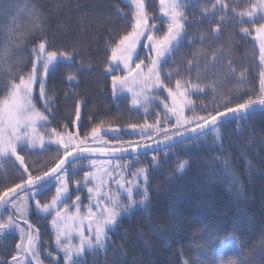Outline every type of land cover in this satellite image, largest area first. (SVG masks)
Here are the masks:
<instances>
[{"label": "trees", "instance_id": "obj_1", "mask_svg": "<svg viewBox=\"0 0 264 264\" xmlns=\"http://www.w3.org/2000/svg\"><path fill=\"white\" fill-rule=\"evenodd\" d=\"M26 0H11V16L16 17V23L21 31H30L28 17L19 13ZM40 6L47 16L45 29L40 35L46 36L49 50L72 51L76 48L75 58L71 63L61 62L50 68L46 91L52 98V112L48 114L47 129L55 127L58 130L67 125L69 131H79L81 136L89 132L100 121L105 122V128L111 126L102 138L115 144L120 141L139 140L138 131L133 134L130 124H143L147 119L153 123L157 112L163 117L164 109L160 101L167 97L166 92L156 94L158 98L151 103L133 106L131 93L123 92L113 96L110 76L105 73L107 60V44L122 33L128 21L122 19L121 13L130 14L131 9L125 0H27ZM231 6L238 3L241 7L250 0H227ZM148 11L155 16L157 26L164 28L159 13V0H145ZM188 4L186 39L181 42L163 65L165 72L173 71L170 86L174 87L176 78H186V61L192 59L194 51L206 50L209 55L214 47L227 46L231 41L230 58L236 68L230 73L225 59H219L215 64L210 61L205 65L200 57L202 73L199 81L196 73L190 75L193 83L208 84L216 79V91L211 88L204 93L193 94L190 98L195 102V113L204 115L213 111L218 105L223 108L224 98L231 97V104L242 102L249 95L259 94L258 45L252 37L242 36L233 26L231 18L222 27L220 38L216 39L210 33V27L215 17L203 19L201 8L209 4V0H186ZM61 5L59 9L56 5ZM7 9L9 0L3 5ZM11 20L8 15L0 18V46L5 43L6 29ZM162 34V33H160ZM209 37L203 44L200 35ZM191 41V46H189ZM38 39L30 37L21 47H11V64L15 71L19 68L24 73L31 69L35 55L31 49ZM141 58L145 52H140ZM19 60L17 64L16 61ZM83 61V64L81 63ZM177 67L180 77L175 76ZM245 72L243 82H239V73ZM75 73L77 81L69 82L67 75ZM8 73L0 68V95L7 90ZM34 95L38 97V87ZM152 96L153 94H149ZM81 101L80 119L75 117V104ZM41 111L43 102L35 101ZM170 103V101H168ZM147 109V113L145 112ZM186 116L193 115L186 109ZM175 117L169 115L166 124L170 132L176 131ZM219 135L211 128L203 134L188 140L178 141L173 145L152 153L114 158L119 163L130 165L124 170V175L131 180V173L137 168L148 171V188L150 202L146 210L134 209L131 214H124L119 226L109 232L115 243L109 247L107 256L103 252L93 255L88 253L84 259L86 264H117L119 253L117 246L124 245L128 251L129 264L133 259L141 264H182V259L200 261V264H215L219 258V250L223 245L217 237L223 239L226 234L237 238L238 252L227 249L224 254L227 260H236L237 264H264V111H254L248 114H238L236 118H228L219 124ZM156 139L157 137H153ZM47 140V138H46ZM91 146V141L89 142ZM59 150L55 144L46 143L43 150H25L20 154L25 157L29 171L33 175L46 171L53 166ZM158 163H154L153 156ZM98 161L107 158L94 157ZM187 161L184 171L178 172L177 165ZM227 163V171L225 165ZM90 161H76L73 167L82 169L76 172L72 179H82L84 171L89 170ZM70 173L72 168L69 169ZM23 169L15 157L0 158V190L21 181ZM237 187H233V180ZM141 180V184H142ZM115 189V184L112 185ZM75 185H72L73 199ZM55 193L51 187L43 195L37 197L44 202ZM84 204L88 203L87 190L82 188L78 193ZM22 195V193H21ZM139 200L140 196L136 195ZM123 203H127L124 199ZM34 209V201L31 202ZM8 213H3L7 218ZM29 219L40 228L41 256L45 257L44 248L55 252L54 235L49 221L30 211ZM26 227V226H25ZM127 233V236H125ZM19 241L17 232L0 235V260L11 261L15 254V244ZM226 244L227 241H224ZM115 253V254H114ZM183 254V255H182ZM61 258L62 253H56ZM45 264H52L45 259Z\"/></svg>", "mask_w": 264, "mask_h": 264}, {"label": "snow or ice", "instance_id": "obj_2", "mask_svg": "<svg viewBox=\"0 0 264 264\" xmlns=\"http://www.w3.org/2000/svg\"><path fill=\"white\" fill-rule=\"evenodd\" d=\"M5 0H0L3 5ZM195 2V0H193ZM131 9L130 14L121 13L122 19L128 21L118 38L107 44V60L104 65L105 73L110 76L113 96L118 93H131L133 106L151 103L158 98L156 94L166 92L165 100L160 101L164 109L163 117L159 112L153 123L147 119L143 124H130L133 134L138 131L139 140L120 141L118 137L115 144L102 138V133L118 129L105 128V122L100 121L89 132L82 136L79 131H69L67 125L62 129L55 127L41 131L43 126L47 129L49 124L48 114L52 112V98L46 91V81L50 68L61 62L71 63L75 58L76 48L72 51L49 50L46 36L40 35L45 29L47 19L43 9L36 3L25 2L18 9L28 17L30 31H21L16 23V17L11 16L12 4L9 0L7 9L0 7V18L8 15L11 24L6 29L5 43L0 46V68H3L9 76L7 90L0 95V158L15 157L23 169L21 181L12 186L0 190V235L9 232H17L19 241L15 244V254L11 261L0 260V264H45V259L52 264H61V258L56 253H62V264H86L85 255H93L103 252L107 256L109 247L115 242L111 240L109 232L119 226L124 214H131L134 209L148 208L149 188L148 171L146 168H137L131 173L129 180L124 175V170L130 165L121 164L118 154L133 153L139 149H149L153 145H168L176 137H184L187 133L203 134L206 128L219 135V124L225 118L238 114H248L256 110L264 111V0H250V3L241 7L238 3L231 6L227 0H209V4L202 7L200 15L203 19L215 17V22L210 27V33L216 39L220 38L222 27L231 18L233 26L245 37H252L258 45L259 94L255 97L249 95L242 102L231 104V97L224 98L223 108L218 105L213 111H207L204 115L195 113V102L190 98L193 94L204 93L211 88L216 91V79L208 84L193 83L191 73H196L197 81L203 71L200 57L205 58V65L210 61L215 64L219 59L226 58V64L230 73H235L236 68L230 58L232 52L231 41L227 46L214 47L209 53L206 50L194 51L192 59L186 61V78H176L174 87L170 86L173 79V71L165 72L163 65L175 51H178L181 42L186 39L188 4L186 0H159V13L161 23L166 22L164 28L157 26L156 17L146 6L145 0H125ZM61 5L57 4L59 9ZM162 33V34H160ZM35 36L38 43L31 51L35 59L31 69L24 73L19 68L13 70L7 63L10 58L12 46L21 47L30 37ZM209 37L200 35L199 41L203 44ZM191 46V41H189ZM145 56L141 58L140 52ZM16 63H19L17 59ZM83 64V61H81ZM239 73V82H243L245 72ZM177 67L175 76L180 77ZM69 82L77 81L75 73L67 75ZM38 87V97L34 95ZM153 94L150 96L149 94ZM37 99L43 102L44 110L41 111L35 102ZM170 101V103L168 102ZM193 112L186 116L185 111ZM147 113V109H145ZM81 101L75 104L76 120L80 119ZM169 115L175 117L176 131L170 132L168 127H161L162 121L166 124ZM153 137H157L154 139ZM47 138V140H46ZM99 145V146H91ZM46 143L55 144L59 150L53 162V166L46 171L33 175L29 171L25 157L20 153L25 150H43ZM87 154V155H85ZM108 157L107 160L98 161L96 155ZM88 159L89 170L84 171L82 179H72V176L82 170L73 167L76 161ZM154 163H158L157 157H152ZM187 161L177 165V171L183 172ZM72 168L70 173L69 169ZM227 171V163L225 165ZM142 180V184H141ZM75 185V197L73 199L72 185ZM115 184V189L112 185ZM51 187H55V193L50 199L41 202L37 197L43 195ZM233 187L239 191L237 182L233 180ZM82 188L87 190L88 203L82 202L78 194ZM22 193V195H21ZM140 199H135V196ZM126 199L127 203L122 201ZM34 201V209L31 202ZM30 211L44 219L51 217L49 224L54 235L55 252L44 248L45 257L41 256V232L37 225L29 219ZM7 212V218L3 213ZM26 226V227H25ZM127 236V233H125ZM217 240L225 249H235L237 238L226 234L223 239ZM227 241V244L224 243ZM119 253L117 264H129L128 251L124 245L117 246ZM115 254V253H114ZM183 255V254H182ZM131 264H141L133 259ZM182 264H200L199 259H182ZM215 264H237L236 260H227L224 252L219 254Z\"/></svg>", "mask_w": 264, "mask_h": 264}, {"label": "water", "instance_id": "obj_3", "mask_svg": "<svg viewBox=\"0 0 264 264\" xmlns=\"http://www.w3.org/2000/svg\"><path fill=\"white\" fill-rule=\"evenodd\" d=\"M259 110V109H258ZM258 110H256V111H258ZM229 117H231V116H229ZM229 117H227V118H229ZM194 135H196V133H191V132H189V133H187L184 137H176L175 138V140L173 141V142H170L168 145H170V144H173L174 142H176V141H178V140H184V139H188V138H191V137H193ZM167 145V146H168ZM166 145H159V146H156V145H153V147L152 148H149V149H143V148H141V149H139L138 150V152H135V153H133L131 150H129L127 153H124V154H118V156H128V155H131V154H136V153H144V152H151V151H155V150H159V149H161V148H165V147H167ZM85 155H87V154H85ZM96 156H100V155H96ZM100 157H104V156H100Z\"/></svg>", "mask_w": 264, "mask_h": 264}]
</instances>
